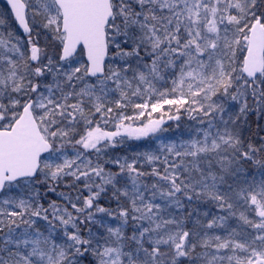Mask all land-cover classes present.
Returning a JSON list of instances; mask_svg holds the SVG:
<instances>
[{
  "label": "snow or ice",
  "instance_id": "obj_1",
  "mask_svg": "<svg viewBox=\"0 0 264 264\" xmlns=\"http://www.w3.org/2000/svg\"><path fill=\"white\" fill-rule=\"evenodd\" d=\"M0 264H264V0H0Z\"/></svg>",
  "mask_w": 264,
  "mask_h": 264
}]
</instances>
